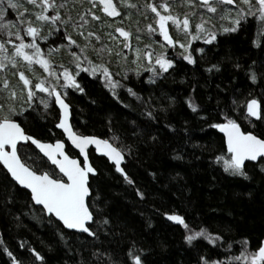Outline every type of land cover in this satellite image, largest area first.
<instances>
[{"label":"trees","instance_id":"16d2710c","mask_svg":"<svg viewBox=\"0 0 264 264\" xmlns=\"http://www.w3.org/2000/svg\"><path fill=\"white\" fill-rule=\"evenodd\" d=\"M6 4L7 0H0V7ZM5 11L6 18L16 22V10L5 8ZM65 27L69 33L67 26H61L45 43L37 38L40 47L48 45L52 49L43 54L58 72L72 60L71 51L76 49L72 47L65 55H60V47L64 49L68 44L64 39ZM260 27L259 20L246 17L239 22L236 31H217L211 43L194 41L190 51L195 63L191 64L169 48L167 53L169 58H174V64L159 76L147 70H140L137 75L134 70L125 72V69H116V65H109L114 79L130 86L140 100L119 86L117 99L98 78L99 73L93 76L83 70L87 65L76 70L73 74L84 91L70 86L65 89L74 130L109 138L117 147L127 148L131 144V154L125 152L122 166L146 192V198L137 197L135 189L115 171L114 165L90 149V161L99 170L92 192L93 195L97 190L100 193L98 199L103 215L98 219L108 216L111 223L100 225L98 239L84 233L79 239L70 235L66 242H61L55 234L56 226L0 164V241L3 245L25 259V264L30 255L27 248H20L25 242L42 253L46 264H77L81 258L85 264H105L106 257H92L94 248L118 255L121 248L127 249L132 239L149 249L145 254L147 264H194L198 253H208L221 264H244L243 260L228 257L238 256L244 244L248 251L255 250L264 238V173L256 162L248 161L245 170L249 177L225 172L222 161L217 163L215 158L228 156V151L224 137L214 125L231 118L243 131L264 138V119L254 121L245 114L249 99H257L264 111V32ZM2 39H8L6 34L0 35ZM198 48L203 51H195ZM253 61H256L255 70L262 74L255 82L248 79L246 71ZM213 65L218 67H211ZM38 96L42 95L38 92ZM169 97L173 100L169 101ZM149 100L147 105L141 103ZM189 100L198 105L195 111L189 107ZM4 105L6 111L0 109V113L10 114L26 133L45 141L63 139L56 128L59 114L51 98L47 108L39 99H35L31 107L15 106L11 113L7 109L12 107L11 103ZM149 110L153 111L154 118L144 114ZM137 126L143 130V136H132ZM153 136L154 141L149 139ZM23 146L19 155L33 166L37 154L42 156L30 144ZM66 151L70 156H78L68 144ZM176 153H179L178 158H174ZM43 159L47 164V168L41 165L43 170L54 168ZM56 174L60 175L57 171ZM165 212L183 216L191 228L199 229L203 225L223 239L210 244L198 237L199 242L194 241L195 247H192L183 239L184 227L167 219ZM92 227L97 226L92 224ZM229 241L231 247L227 246ZM3 245H0V264H10L2 251ZM66 245L72 247L71 252Z\"/></svg>","mask_w":264,"mask_h":264},{"label":"snow or ice","instance_id":"6c2138e0","mask_svg":"<svg viewBox=\"0 0 264 264\" xmlns=\"http://www.w3.org/2000/svg\"><path fill=\"white\" fill-rule=\"evenodd\" d=\"M74 3L75 0H73ZM120 3L129 9L143 7L150 10L154 14L156 27H154L153 23H149L146 25L148 31H158L168 45L174 46L178 44L183 50L180 55L190 64L195 63L193 54L189 50L192 41L205 39L206 43H211L216 39L218 30L213 24V19L216 18L217 13H219L221 19H229L232 22L231 28L222 27L219 31H236L241 20L246 17H252L254 20L260 21L261 27L259 30L264 32V0H180L181 6L186 8V11L182 14L177 13L173 8V4L169 3L168 0H159L158 3L153 2V0H145V3L140 6L133 3L132 0H120ZM26 4L31 7H26L24 4L19 3L18 0H7L6 6L0 7V19H3V22L0 23V35L6 34L8 37V39L0 40V70L7 72L8 65L19 69L21 62H24L30 71H32L33 64H36L40 65L44 72L48 73V77L55 78L56 81L63 77V84L54 85L49 79L36 74L34 87H32V78L27 76L23 70H18L16 73L19 76V81L23 84L20 91L21 93H26L25 103L29 107L32 106L35 99H39V102L47 108L49 98L54 96L55 104L60 109L56 127L63 130L67 139L79 150L83 159L79 161L67 154L65 142L61 139H56L54 143H49L35 138L28 135L10 114L0 113V164L3 165L7 170V174H10L15 182L30 190L31 201H34L36 205L42 206L40 207V212L47 214L49 222L56 226L55 234L61 242H66L70 235H76L77 239H79L80 235L84 233L93 239H98L100 225L107 226L111 221L108 216L98 219L103 215V209L98 199L100 193L97 190L95 195H93L92 192L94 181L99 178V170L90 163L89 146L94 145L97 153L103 154L109 161L114 162L115 171L120 173L128 185L135 189L137 197L144 199L146 198V192L136 185L134 178L122 166V161L125 160V152L127 151L130 155L133 146L129 144L127 148L117 147L109 138L77 134L73 130L67 118L69 105L65 102L61 91L58 89L69 86L77 88L81 92L84 89L79 86L75 75L69 71L68 67L61 66L62 71L59 72L51 67L52 61L42 53L41 47L37 43V38L46 40L47 36L52 35L55 29L71 25L73 31L83 37L85 41L84 44H79L67 32L65 27L64 39L68 41L66 47L71 49L75 45L79 49V52L71 51L72 63L75 64V68L80 70L82 64H86L87 66L83 70L93 76L99 73L98 78L104 81V86L111 90L114 96H117L116 88L119 86L126 88L129 95L135 96L137 100H140L139 94L130 86L114 79L112 72L102 59L99 63H96L90 60L87 55V50L92 48L94 54L100 58L105 53L111 55L113 48L105 44H101L97 48L92 44L91 37H95L96 41H100L101 37L95 32L86 30L85 25L89 22L86 17L91 16L94 20H98L99 17L92 11L97 6H99L100 11L110 17L118 16L120 14L119 9L113 0H89L91 8H86L79 13L78 19L80 23H77L73 20L68 9L69 0H61L60 3L57 0H26ZM226 5H235V8H226ZM5 8L16 10V22L6 18ZM61 9H64L63 13ZM198 9H206V12H198ZM233 12L234 15L232 14ZM194 15L198 16V19L194 23L195 31H192L190 30L193 23L191 18ZM33 16L35 17L34 19ZM125 16L127 18L128 13H125ZM169 22H171V26L177 32L184 34V41L173 39L169 34ZM45 23L49 25V31L47 35H41V28ZM137 31L139 32L141 29L138 28ZM115 32L125 38L123 47L129 48L128 38L130 32L122 27H116ZM107 35L109 39L120 43L114 34L108 33ZM25 37H30L31 39L28 40ZM136 38L137 40L140 39L139 36ZM256 42L255 40L253 41L254 44ZM6 45L10 46V52L9 47H6ZM49 51L51 52L52 49H49ZM195 51L202 52L203 49H195ZM134 52L135 56L132 62L138 65L134 69L137 75H139L141 68L144 66L141 57L147 58L148 71L156 76L166 73L174 64V58L166 57L163 51L153 54L151 45H145L144 49H135ZM116 56L119 59L121 52L117 51ZM255 65L256 61H253L246 69L249 73L248 79L253 82L262 75L255 70ZM211 67H218V65ZM236 67L239 68L240 65L237 64ZM124 71L127 72L128 70L125 69ZM148 79L151 82L152 77L150 76ZM0 90L6 91L10 99L16 98V89L11 86L10 80L6 75L0 77ZM38 92L46 93L47 96H38ZM117 99H119L118 96ZM168 99L169 101L173 100L172 97ZM141 103L147 105L150 100L141 101ZM188 103L189 107L194 111L197 109L198 105L191 100ZM160 107L164 106L161 105ZM12 111L13 109L10 108L9 113ZM247 112L249 116L264 119V111L261 110L256 99L247 101ZM144 114L154 118L151 110ZM168 127H171V125H168ZM214 127L220 129L226 137L228 156H217L215 158L217 163L222 161L225 172L249 177V173L245 170L247 167L245 161L250 160L256 162V166L264 173V138L253 134V132L241 131L240 126L231 118H226L224 123H216ZM138 135L143 136V130L137 126L132 136ZM149 139L154 141L156 137H149ZM18 141H30L32 145L39 149L40 153H43V157H46L54 168L43 170L41 165L47 168V164L43 157L38 154L33 166L26 164L19 155L24 146L20 145L18 147ZM173 151L175 152V150ZM178 157L179 153H176L174 158ZM56 169L62 175H57ZM152 175L155 176L154 173ZM164 215L167 219L176 221L184 227L186 234L183 239L192 247H195L194 241L199 242L197 241L198 237H202L210 244H216L217 240L223 239L219 234L209 232L203 225L199 229L191 228L184 217L175 212H165ZM53 217L56 219L53 220ZM92 224L97 227L94 229ZM66 230L74 231L70 233ZM0 245H3L2 241H0ZM66 246L68 251L71 252L72 247L70 245ZM227 246L231 247V241L227 243ZM20 248H27L30 253L27 257L28 264H35L36 261H39L40 264H46L42 253L34 247H30L26 242L21 243ZM49 248H51V245H49ZM2 251L9 258L10 264H25V259L19 258L6 245H3ZM148 251L149 249L132 239L129 241L127 249L121 248L118 255L110 251L101 252L99 248H94L91 255L97 258L100 256L106 257L105 264H147L145 254ZM77 254H79V249H77ZM228 259L243 260L244 264H264V241L253 251H248L247 245L244 244V250L238 256H229ZM77 264H85V261L81 258L77 261ZM194 264H221V261L213 259L208 253H198V258L194 261Z\"/></svg>","mask_w":264,"mask_h":264},{"label":"rangeland","instance_id":"374dc122","mask_svg":"<svg viewBox=\"0 0 264 264\" xmlns=\"http://www.w3.org/2000/svg\"><path fill=\"white\" fill-rule=\"evenodd\" d=\"M19 3L24 4L26 7H31L30 5L26 4V0H18ZM58 3L61 2V0H57ZM113 2L117 5L119 9V15L116 17H110L106 13H103L100 11L99 6L97 8L92 9L96 13V15L99 17L98 20H94L91 16H87L86 18L88 19V24L85 25V28L87 31L95 32L101 37L100 41H96L95 37H91V42L95 47H99L101 44H105L108 46H111L113 48V53L111 55H108L105 53L103 57L98 58L97 55L94 54L93 49L89 48L87 50V55L90 60L99 63L101 59L103 62L109 67V65L117 66L116 69H129V70H134L137 68V64L133 63V58L135 56V49H144L145 45H151V51L153 54L159 53L161 51L164 52L165 56L169 58V55L167 53V50L170 48L174 54L180 55V53L183 51L179 45H168L167 41H164L163 38L160 36L159 32H149L146 25L149 23H153L154 27V14L150 11L147 10L143 7H138V8H126L124 7L121 3L120 0H113ZM133 3H136L138 6L143 5L145 3V0H132ZM154 2V0H153ZM159 0H157V3ZM169 3L173 4V8L177 13H183L186 11V8L181 6L180 0H168ZM226 8H235V5H226ZM86 8H91V4H89V0H75V3L73 4V0H69L68 4V9L71 12L73 20H75L77 23H80L78 19V15L81 11H83ZM51 12V10H49ZM199 11H205L204 10H197ZM61 12H64V9H61ZM125 13H128V17L126 18ZM234 15V12L232 13ZM211 15V14H210ZM35 17L33 16V19ZM192 27L190 30L195 31L194 28V23L198 19V16L194 15L192 16ZM213 24L215 25V28L219 31L222 27H227L231 28L232 27V22L229 19H221L219 16V13L216 14V18L213 19ZM116 27H122L126 31L130 32V36L128 38V42L130 44L129 48H124L123 47V42H124V37H121L119 33L115 32ZM67 28L69 30V33L72 35L74 39L78 41L79 44H84V38L78 35L77 32H74L71 25H67ZM141 29V31H137V29ZM44 30V33L42 32L41 35H47L49 31V25L45 23L43 27L41 28ZM219 32H224V31H219ZM108 33L114 34V36L120 41V43H116L115 40L109 39L108 38ZM169 34L173 37V39H178L181 41H184L185 37L182 32H177V30L171 26V22H169ZM55 36V33L53 32L52 35H48L47 39H50ZM137 36L140 37L139 40H137ZM156 36H159L156 37ZM40 40L41 42H46L48 40ZM194 41H205V39H199V40H194ZM192 41V43L194 42ZM59 45V44H56ZM9 47V52H10V46ZM73 48H76L74 51H78V48L73 45ZM71 47V48H72ZM49 47L48 45H45L41 47L42 53L45 51H48ZM62 49V52L60 53L61 56L65 55L67 50L69 48ZM199 49V48H198ZM190 50V46H189ZM120 51L121 52V57L118 59L116 56V52ZM57 55L59 52H55ZM59 58V55L57 56ZM73 59V58H72ZM142 64L144 65L141 70H147L148 71V60L145 57H141ZM86 65V64H82ZM64 67H68L69 71L74 73L77 69L75 68V64L72 63V60H69V63H66ZM85 67V66H83ZM119 67V68H118ZM158 68V66H157ZM18 70H23L26 75H29L32 80H33V85L35 83V76L36 74H39L41 76H44L45 78L49 79L52 84H63V77H60L59 81H56L55 78L48 77V73L44 72L43 69H41L37 65L32 66V71H30L26 64L24 62H21V66L19 69L13 68L11 65L7 66V72L4 70H0V77L2 76H7V78L10 80L11 86L16 89V98L15 99H10L9 95L6 91L0 90V109L6 111V106L4 103L10 104L12 107L7 108L8 111L9 109H15V106L17 108H20L21 106L25 105V100H26V93H21L20 89L23 87V84L21 81H19V76L16 74ZM62 71V68H61ZM151 75H153L151 72H149ZM66 88H60L58 90L61 91V93L65 96L66 93ZM42 96L46 97V93H41L39 92ZM3 102V103H2Z\"/></svg>","mask_w":264,"mask_h":264},{"label":"water","instance_id":"95a60500","mask_svg":"<svg viewBox=\"0 0 264 264\" xmlns=\"http://www.w3.org/2000/svg\"><path fill=\"white\" fill-rule=\"evenodd\" d=\"M62 96H63V99L65 100V102L69 105V108H68V122H69V124L73 127V125H72V122H71V106H70V104L68 103V101L66 100V98H65V96L62 94ZM51 99H52V101H53V104H54V106H55V108L57 109V111H58V114H59V116H60V109H59V106L58 105H56L55 104V98H54V96L53 97H51ZM250 100V99H249ZM257 100V99H256ZM257 102H258V104L260 105V102L257 100ZM260 107H261V105H260ZM245 114L251 119V120H254V121H256V120H258L259 119V117H256V116H249V114H248V112H247V102H246V104H245ZM59 116H58V120H59ZM14 119V118H13ZM16 120V119H15ZM17 121V120H16ZM58 122V121H57ZM17 123H19L18 121H17ZM221 123H224V122H221ZM20 124V123H19ZM238 124V123H237ZM21 125V124H20ZM56 125H57V123H56ZM239 125V124H238ZM240 126V125H239ZM22 127V126H21ZM23 128V127H22ZM57 128V130H59L62 134H63V139H61L62 141H64L65 142V149H66V144H68L74 151H76V153L78 154V156H71V157H73V158H76L77 160H79V161H82V159H83V157L80 155V153H79V150L78 149H76L75 148V146L74 145H72L71 144V141H69L68 139H67V136H66V134H64V132H63V130L62 129H60V128H58V127H56ZM24 129V128H23ZM217 129V131H218V133H220L223 137H224V143H225V146H226V149H227V143H226V137H225V134L220 130V129H218V128H216ZM73 130H74V128H73ZM240 130L241 131H243L242 130V128L240 127ZM75 131V130H74ZM243 132H246V131H243ZM247 132H250V131H247ZM28 134V133H27ZM77 134H81V133H77ZM28 135H30V134H28ZM82 135H92V134H82ZM32 136V135H31ZM95 136H97V137H99V138H104V137H101V136H98V135H95ZM43 141H45V140H43ZM46 142H49V143H54L55 141H46ZM26 144H30L31 146H33L35 149H36V151L43 157V153H40L39 152V149H37L36 147H35V145H32L31 144V142L30 141H18V147L20 146V145H26ZM90 149H92L94 152H95V154L96 155H98V156H101V157H104L105 159H107V157H105L103 154H101V153H97L96 151H95V146L94 145H90L89 146V149L88 150H90ZM68 154V153H67ZM46 160H47V158L46 157H44ZM259 159V158H258ZM107 161L108 162H110V163H112L113 165H114V162H112V161H109L108 159H107ZM125 161V160H124ZM124 161H122V165H123V163H124ZM254 162V161H250V160H246L245 162ZM50 165H51V162L50 161H47ZM90 163H91V161H90ZM1 166L3 167V165L1 164ZM51 166H53V165H51ZM54 167V166H53ZM4 168V167H3ZM4 170L7 172V170L4 168ZM56 171L59 173V170L58 169H56ZM60 174V173H59ZM9 175V177L11 178V176H10V174H8ZM60 175H62V174H60ZM12 179V178H11ZM13 180V179H12ZM14 181V180H13ZM15 182V181H14ZM19 187H21V188H23V189H25V190H27L28 192H29V194H30V190H28L27 188H25L24 186H21V185H19L17 182H15ZM31 198V197H30ZM32 203L35 205V206H38V207H42V206H39V205H36L35 204V202L34 201H32ZM47 215V214H46ZM54 219H56L55 217H53ZM89 223H91V222H89ZM69 231H74V230H69ZM86 234V233H85ZM86 235H88V234H86ZM262 241H264V238H263V240Z\"/></svg>","mask_w":264,"mask_h":264},{"label":"bare ground","instance_id":"6f19581e","mask_svg":"<svg viewBox=\"0 0 264 264\" xmlns=\"http://www.w3.org/2000/svg\"><path fill=\"white\" fill-rule=\"evenodd\" d=\"M233 6V5H232Z\"/></svg>","mask_w":264,"mask_h":264}]
</instances>
